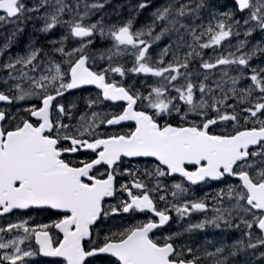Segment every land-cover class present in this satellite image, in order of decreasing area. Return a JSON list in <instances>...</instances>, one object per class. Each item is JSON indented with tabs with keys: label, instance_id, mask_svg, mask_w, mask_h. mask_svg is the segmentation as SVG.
Returning <instances> with one entry per match:
<instances>
[{
	"label": "snow or ice",
	"instance_id": "6c2138e0",
	"mask_svg": "<svg viewBox=\"0 0 264 264\" xmlns=\"http://www.w3.org/2000/svg\"><path fill=\"white\" fill-rule=\"evenodd\" d=\"M0 264H264V0H0Z\"/></svg>",
	"mask_w": 264,
	"mask_h": 264
},
{
	"label": "trees",
	"instance_id": "16d2710c",
	"mask_svg": "<svg viewBox=\"0 0 264 264\" xmlns=\"http://www.w3.org/2000/svg\"><path fill=\"white\" fill-rule=\"evenodd\" d=\"M111 10V9H110Z\"/></svg>",
	"mask_w": 264,
	"mask_h": 264
}]
</instances>
